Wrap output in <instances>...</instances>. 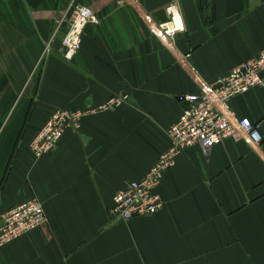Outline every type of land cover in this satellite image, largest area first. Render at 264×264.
<instances>
[{"label": "crops", "instance_id": "1", "mask_svg": "<svg viewBox=\"0 0 264 264\" xmlns=\"http://www.w3.org/2000/svg\"><path fill=\"white\" fill-rule=\"evenodd\" d=\"M71 1L89 8L71 62L62 58ZM176 3L184 31L158 25ZM173 43V44H171ZM264 52V0H0V215L31 199L40 229L0 247V264H264V87L230 102L259 126L253 147L227 139L177 157L156 189L152 217L116 222L113 198L170 149L166 130L184 97ZM189 56V57H187ZM116 109L84 116L56 149L30 144L58 110Z\"/></svg>", "mask_w": 264, "mask_h": 264}, {"label": "built area", "instance_id": "2", "mask_svg": "<svg viewBox=\"0 0 264 264\" xmlns=\"http://www.w3.org/2000/svg\"><path fill=\"white\" fill-rule=\"evenodd\" d=\"M134 1L115 0L119 9ZM165 12L168 20L159 24L158 29L163 36L173 41L177 34L184 31L177 4H170L165 8ZM62 22H67L61 39L62 58L71 62L81 47L84 28L96 24V18L89 8L71 1L57 23L55 34ZM257 87H264V52L208 84L202 94L185 96L187 106L182 116L166 130L171 140L170 149L159 156L141 180L131 182L114 196L113 204L108 209L109 218L116 222H128L157 214L162 204L155 192L163 174L175 166L178 156L193 146H199L207 153L223 141L234 139L246 141L255 148L259 147L262 143L259 126L247 118H238L230 109L233 99ZM124 101L125 97H113L95 110L56 111L30 144L34 158L40 159L51 154L66 131L79 130L84 116L116 109L122 106ZM46 223L44 207L37 199H31L10 209L0 215V247L42 228Z\"/></svg>", "mask_w": 264, "mask_h": 264}]
</instances>
